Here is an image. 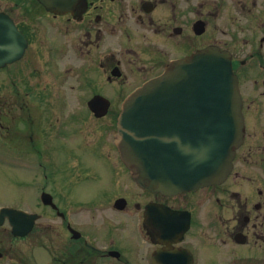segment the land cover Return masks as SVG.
Listing matches in <instances>:
<instances>
[{
    "label": "flooded vegetation",
    "instance_id": "obj_1",
    "mask_svg": "<svg viewBox=\"0 0 264 264\" xmlns=\"http://www.w3.org/2000/svg\"><path fill=\"white\" fill-rule=\"evenodd\" d=\"M57 3L52 10L39 0H5L0 7L25 42L22 57L0 69L6 74L0 83V165L19 157L28 166L53 168L58 185L74 184L77 157L88 148L110 166L113 180L126 175L129 184L114 193L112 182L102 199L70 193L68 211L53 194L59 207L54 212L69 234L70 261L264 264V0ZM209 46L231 54L243 100L244 141L224 182L177 195L154 192L134 181L113 141L110 153L102 151L108 144L106 116L87 108L79 118L77 109H86L95 94H131L172 69L173 61ZM78 93L89 98L77 104ZM88 120L99 123L95 141L81 135L73 143L66 140L77 134V122ZM86 168L81 172L91 178ZM118 199L126 203L123 208L116 206ZM78 202L109 205L113 220L87 224ZM99 232L103 238L96 242Z\"/></svg>",
    "mask_w": 264,
    "mask_h": 264
},
{
    "label": "water",
    "instance_id": "obj_2",
    "mask_svg": "<svg viewBox=\"0 0 264 264\" xmlns=\"http://www.w3.org/2000/svg\"><path fill=\"white\" fill-rule=\"evenodd\" d=\"M42 2L56 6L55 0ZM22 44L16 26L1 13L0 67L21 57ZM173 66L125 100L116 141L134 178L169 195L223 181L244 137L242 99L230 54L208 47ZM89 105L102 116L109 101L96 95ZM42 199L57 207L50 193L44 192ZM6 218L14 235L25 236L39 215L3 207L0 225Z\"/></svg>",
    "mask_w": 264,
    "mask_h": 264
},
{
    "label": "rangeland",
    "instance_id": "obj_3",
    "mask_svg": "<svg viewBox=\"0 0 264 264\" xmlns=\"http://www.w3.org/2000/svg\"><path fill=\"white\" fill-rule=\"evenodd\" d=\"M4 5L5 0H0V7H4ZM4 80L5 73L4 71H0V83ZM105 95L114 100V105L111 107V114L104 119L106 125L108 124V144L104 145L102 151L108 150L110 153L112 132L115 127V122L113 123L114 113L119 109L118 103L123 95L112 93ZM83 98L89 97L85 93H78L75 100L76 103L82 102ZM77 113V117L85 118L87 109H77ZM98 125L99 123L92 122L91 120H88L87 123L77 122L75 124L77 127V134L66 140L73 143V139L79 138L78 135H81L86 138V140L91 139L95 141L99 136V132L96 131ZM76 149H78V147ZM84 149L86 150L81 152V157H77V166L73 168L75 174H77L74 184H56L52 174L53 168H39L36 172H33L31 170L19 169L18 167H5L0 165V207L14 206L28 211L38 212L41 215L38 221V231L27 238H14L11 234V227L7 222L0 226V249L7 254L4 259L0 260V264H52L53 257L56 254H62L63 248L69 246V234L65 227H61L62 220L54 211L45 208L40 200V194L45 185L48 186L46 189L47 191L63 198V207L68 211L69 206L67 199L72 197V194H70L72 192L75 194V197L78 198L93 197L102 199L105 192L112 190V182H114L113 191L116 189L114 193H117L120 189L129 184L124 174L116 175V178L113 180L109 168L110 166L98 160V156L94 150L91 152L88 148H83V150ZM67 160L68 157L62 161V164H65ZM79 163L83 165V168H86L84 167L85 164L87 166L86 169L90 170H88L86 174L89 172L93 173L91 178H84L85 173L81 172L83 169L82 165ZM78 203L76 210L78 213L82 212L81 216H83V221H86L87 224L92 223L93 225H99L101 223L104 224V220H113V209L107 204ZM45 226H47L46 230L44 229ZM97 237L96 242L101 241L103 238L102 233H97ZM98 264L113 263L103 261Z\"/></svg>",
    "mask_w": 264,
    "mask_h": 264
}]
</instances>
